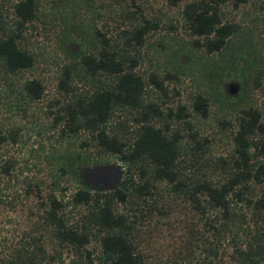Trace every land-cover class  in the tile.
Listing matches in <instances>:
<instances>
[{"label":"rangeland","instance_id":"374dc122","mask_svg":"<svg viewBox=\"0 0 264 264\" xmlns=\"http://www.w3.org/2000/svg\"><path fill=\"white\" fill-rule=\"evenodd\" d=\"M16 1L0 0V35L12 30L18 34L17 46L30 55L31 62L8 72L0 61V264H101L98 236L103 231L86 221L90 205L67 203L76 188L68 176L59 177L58 187L53 184L56 156L75 148L103 161L89 163L82 172L117 166L120 178L115 186L134 171L97 148L85 130L62 132L65 105L94 89L95 78L76 65V54L95 52L107 44L124 57L125 67L134 62L132 71L144 84L141 103H154L160 111L149 122L168 136L177 134L176 174L192 188L201 181H224L234 154L231 133L236 110L227 107V96H235L239 86L227 68V47L210 54L197 47V38L189 34L182 18L183 5L193 0L175 4L168 0H37L34 17L19 31L13 15ZM218 12L221 22L240 30L254 27L255 38L264 43V0H225ZM64 66L71 72L60 86ZM152 77L159 86L149 81ZM112 79L97 75L96 83L107 86ZM28 81L40 86L37 98L23 89ZM230 86H235L234 93ZM197 94L208 101L203 117L191 109ZM256 101L262 105L264 119L262 94ZM177 106L184 108L186 116L166 118L167 108L175 112ZM138 114L137 109L113 106L104 127L127 144ZM150 190L146 197L113 204L126 218L125 234L143 264L201 260L236 264L230 254L237 238L244 242L253 234L264 237V214L254 212L245 201L233 205L237 218L226 234L217 235L209 224L215 223L218 212L202 195H198L203 208L199 213L183 190L175 191L165 182L153 183ZM257 191L250 183L244 190L249 197ZM49 193L62 197L67 223L87 232L83 246L60 243L42 222Z\"/></svg>","mask_w":264,"mask_h":264},{"label":"trees","instance_id":"16d2710c","mask_svg":"<svg viewBox=\"0 0 264 264\" xmlns=\"http://www.w3.org/2000/svg\"><path fill=\"white\" fill-rule=\"evenodd\" d=\"M178 1L168 0L170 4ZM224 1L193 0L182 7L183 21L189 34L197 38V47L206 54L227 47V68L234 73L239 86L235 96H227V107L236 110V120L231 133L234 154L227 178L222 182L214 184L201 181L190 188L178 179L175 165L178 136L176 133L168 136L149 122L151 116H158L160 111L154 103H141L144 84L140 76L132 71L133 61L125 67L124 57L115 49L107 48V44L95 52L76 54V65L89 78H95L94 89L85 96L71 99L65 105L62 132L74 134L80 129L85 130L97 148L116 156L134 171L123 178L118 186L102 191L88 184L81 170L89 163L100 165L103 161L75 148H66L56 156L57 174L53 184L58 187L59 177L68 176L76 188L67 203L72 206L90 205L84 217L88 223L103 231L98 236L101 264H143L125 234L128 227L126 218L114 210L113 204H124L128 198L146 197L155 182H165L175 191L186 192L189 202L199 213H202L203 208L198 195H202L207 204L218 212L215 223L209 224L217 235L226 234L229 224L234 223L237 217L233 205L237 202L245 201L254 212L264 214V119L262 105L256 101L260 94L264 100V43L255 38L252 26L240 30L235 24L221 22L218 5ZM36 4L37 0H17L13 4L16 30L19 31L24 23L34 17ZM17 35L13 30L0 35V61L8 72L26 68L31 62L30 55L18 48ZM70 72L69 66L63 67L60 86L65 82L64 79H68ZM97 75H110L113 79L109 85L101 86L96 83L100 81L96 80ZM149 81L160 85L153 77ZM23 89L32 98H37L41 93L35 81L25 82ZM190 105L199 116L206 115L208 101L205 97L195 95ZM113 106L138 110L139 116L135 118L137 127L127 144L104 127ZM183 109L177 106L174 112L167 108L165 117H185ZM249 183L258 190L250 197L244 192ZM64 205L61 196L49 193L43 205L41 220L52 229L57 241L79 248L87 242V232L67 223L63 214ZM236 242L230 254L236 264H264L263 235L253 234L244 242L237 238ZM193 264L209 263L201 260Z\"/></svg>","mask_w":264,"mask_h":264},{"label":"water","instance_id":"95a60500","mask_svg":"<svg viewBox=\"0 0 264 264\" xmlns=\"http://www.w3.org/2000/svg\"><path fill=\"white\" fill-rule=\"evenodd\" d=\"M232 93L235 86L229 87ZM120 178V170L115 165H102L86 170V182H90L94 186H98L101 190L111 189L116 185Z\"/></svg>","mask_w":264,"mask_h":264},{"label":"flooded vegetation","instance_id":"af4514ba","mask_svg":"<svg viewBox=\"0 0 264 264\" xmlns=\"http://www.w3.org/2000/svg\"><path fill=\"white\" fill-rule=\"evenodd\" d=\"M82 174H83V178H84V180L86 179V171H84V172H82ZM88 184H90L93 188H98V189H100L98 186H94L93 184H91L90 182H87ZM115 186V185H114ZM113 186V187H114ZM112 187V188H113ZM111 188V189H112ZM101 190V189H100ZM107 190H110V189H107ZM102 191H104V190H102Z\"/></svg>","mask_w":264,"mask_h":264}]
</instances>
